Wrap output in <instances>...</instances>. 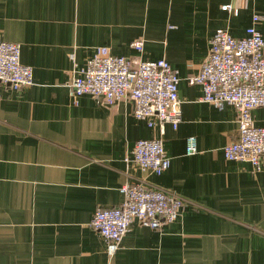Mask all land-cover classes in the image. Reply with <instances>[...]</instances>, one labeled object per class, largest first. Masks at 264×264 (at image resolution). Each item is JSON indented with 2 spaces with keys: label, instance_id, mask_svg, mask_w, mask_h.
Masks as SVG:
<instances>
[{
  "label": "crops",
  "instance_id": "1",
  "mask_svg": "<svg viewBox=\"0 0 264 264\" xmlns=\"http://www.w3.org/2000/svg\"><path fill=\"white\" fill-rule=\"evenodd\" d=\"M255 15L264 16V0H0V40L21 46L35 82L21 91L0 85V264H264V157L259 172L226 160L238 114L202 101V87L187 79L219 29L246 37ZM257 28L264 37V20ZM137 40L143 53L130 46ZM99 47L170 63L180 79L177 130L136 119L129 99L110 107L83 95L74 104L72 79ZM253 117L264 127V108ZM153 138L171 160L161 176L126 163L137 141ZM130 183L187 204L158 231L134 221L110 261L92 218L120 206Z\"/></svg>",
  "mask_w": 264,
  "mask_h": 264
},
{
  "label": "built area",
  "instance_id": "2",
  "mask_svg": "<svg viewBox=\"0 0 264 264\" xmlns=\"http://www.w3.org/2000/svg\"><path fill=\"white\" fill-rule=\"evenodd\" d=\"M222 9L230 11L232 5ZM263 20L264 16L255 15L243 38L219 29L210 41V52L200 71L187 78L189 85L202 87V101L218 110L234 107L238 114V139L225 146V158L251 163L257 172L262 170L264 127L255 126L253 110L264 108V37L257 28ZM130 46L139 53L145 48L142 40L133 41ZM21 53L18 43L0 40V85L14 91L35 84L33 68L21 63ZM86 64L76 71L70 84L75 105L83 95L110 107L129 99L134 104V117L146 121L150 128L158 126L164 132L165 125L170 124L178 129L183 115L178 96L180 79L165 58L134 62L129 57L113 55L108 47H99ZM186 147L188 155L197 154V139L189 137ZM126 163L158 176L171 167L161 138L137 141ZM121 193L120 206L98 208L91 222L104 239L110 261L134 221L158 231L179 220L187 204V200L171 191L144 183L125 184Z\"/></svg>",
  "mask_w": 264,
  "mask_h": 264
}]
</instances>
